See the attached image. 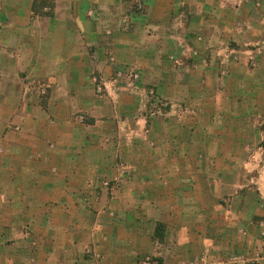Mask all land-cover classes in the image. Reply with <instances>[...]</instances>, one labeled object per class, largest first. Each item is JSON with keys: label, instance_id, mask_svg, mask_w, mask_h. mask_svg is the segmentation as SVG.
I'll list each match as a JSON object with an SVG mask.
<instances>
[{"label": "crops", "instance_id": "0c3cea01", "mask_svg": "<svg viewBox=\"0 0 264 264\" xmlns=\"http://www.w3.org/2000/svg\"><path fill=\"white\" fill-rule=\"evenodd\" d=\"M151 11L150 9V16ZM241 13H245L243 9ZM30 14L28 11L27 18L32 19ZM54 15L49 18L50 22ZM37 16L33 20H37ZM29 19L27 26L34 24ZM236 23L241 26L243 21L222 18L225 33L221 40H217L218 53H221L219 56L214 53V49L197 48L198 41L205 42L208 39L207 34L202 31H196L193 35L186 32L183 35V41L190 51L188 56H182L178 52L170 55L161 51L153 55L143 48L151 47L152 43L151 36L148 35L151 26L148 21L137 25L140 31L135 36L129 35L130 41L127 44L116 41L115 46L110 44L113 51L109 47L111 57L108 62L111 65L115 63V83L120 82L118 67H127L130 74L133 73L131 75L139 81L136 85L135 81L129 79V86H115V111L118 110L120 116L129 114L132 117L126 123L115 122V133L118 134L121 129L127 135V150L124 155L121 149L119 152L131 165H117L115 173L118 170L119 175L127 177L121 184L115 183V199H108L102 208L93 196L87 194L83 198L86 187L91 190L95 182L91 181L89 184L86 180L72 177L84 176V169L66 168L69 165L65 153L68 145L64 142L71 141L66 133L61 134L59 140L62 143L54 148L48 146V140H38V136H31L33 148L24 156L14 150L0 152V158L4 160L0 166V264H17L18 256L27 257L22 254L26 249L30 251L32 264H135L139 254L165 255L169 236L175 241L173 254H176V258L187 247L189 238L194 245L196 240L198 246L202 244L203 235L194 226L192 228L195 231L185 232L184 225H194L196 222L214 223L213 218H208L214 215V209L219 203L214 201L216 189H230L236 185L241 189L243 183L238 176L249 171L246 166L244 169H237L233 164L243 159L246 144L250 141L247 123L243 125L240 121L228 119L229 110L239 103L237 100L233 101V95L238 92L240 101H243L242 96L256 97V108L255 104L251 103L250 106L264 112V71L260 79L263 85L251 88L255 73L261 68L264 70V52L256 49L257 53H254L253 37L248 38V43L253 47L244 46L235 35L231 39ZM11 24L12 28L16 27L15 23ZM55 24L52 22V25ZM57 28L59 26L55 25V29ZM60 28L66 30L65 26ZM262 28L261 37L258 38L264 42V27ZM0 30L5 31L3 27ZM51 30H48L45 38L35 36L30 44L23 47L35 53L34 61L43 64V68L49 63L53 64L56 72L51 76L47 72V78H51V82H55V86L60 87L63 92L70 94L71 90L80 88L82 81L85 84L97 76H91L83 70L87 63L84 61L86 57L72 49L73 42L66 36L55 39ZM140 32H143L142 38ZM4 43L6 41H2L3 45ZM166 44H171V41H166ZM159 47H163L162 42ZM245 50L254 53L251 54V62L243 57ZM7 62L11 60L0 54V64ZM73 63H79V68L83 71L72 70ZM107 64L99 62L98 76L105 81L106 77L111 78L113 74L112 69V74L109 71L110 75L107 76V70H104L109 67ZM181 74L185 79L181 78ZM236 80L243 82V87H238V90L234 88ZM148 86L154 90L156 97L169 103L160 124L164 126L166 134L170 131L172 134L166 136L162 144L159 145L158 142L159 147H149L153 131L149 132L148 120L139 112L142 106L138 96ZM123 97L127 104H124ZM66 102L60 99L50 101L46 109H70ZM94 105L91 98L83 99L82 102H77L76 108L87 110ZM173 110L175 114L172 116L170 112ZM67 123L71 122L64 119L62 125ZM93 124L92 126L100 128L106 125L99 120H95ZM210 126L212 132L208 134L206 130ZM140 129L145 138L138 136ZM116 140L115 137V144L119 143ZM91 145L87 141L86 146ZM59 148L62 149L56 152ZM75 156L80 158L77 153ZM16 157H22L24 165L19 167L10 163V159ZM59 158L66 164L65 167L60 168ZM34 159L36 161L33 162ZM30 162L33 163L32 167L29 166ZM111 165L108 170L113 175ZM94 171L93 168L89 174ZM226 174L229 177H220ZM254 179L255 195L257 199L264 201V171H257ZM241 202L238 199L236 206H246L241 205ZM228 206L231 207L230 204ZM87 212H94V228L89 225L92 220L87 219ZM232 217L239 218L238 222H242L241 209L233 213ZM145 223L158 224L161 228L163 226L165 234L162 240L146 230ZM169 229L172 230L171 235ZM157 242L158 245L155 244ZM209 244L207 247H211ZM89 250L92 252L87 254ZM164 258L165 264L174 263L175 259L167 256Z\"/></svg>", "mask_w": 264, "mask_h": 264}, {"label": "rangeland", "instance_id": "374dc122", "mask_svg": "<svg viewBox=\"0 0 264 264\" xmlns=\"http://www.w3.org/2000/svg\"><path fill=\"white\" fill-rule=\"evenodd\" d=\"M150 9L152 10L151 16L149 15ZM242 9L244 14L241 13ZM28 11L31 12L29 17L32 19L27 18ZM53 14L55 15L50 22L49 18ZM36 15L39 18L33 20ZM223 17L233 21H243L241 26L238 23L235 24L233 33L230 34L231 39L235 35L240 43H244V46L253 47L254 45L248 43L250 42L248 38L253 37L254 53H257L256 49L264 52V42L259 40L260 30L264 27V0H0V29L2 27L5 29L4 32L0 30V54L4 55L7 60L8 58L11 60V62L0 64V152L14 150L24 156L33 148L34 142L32 143L31 136H38V140H48V146L54 148L62 143L59 140L61 134L66 133L71 140L64 142L68 145L65 153H67L69 165L65 164L66 168L84 169V176L74 175L72 177L86 180L89 184L91 181L95 182L91 190L86 187L83 198L85 199L87 194L93 196L95 202L102 208L108 199H115V183L121 184L127 177L119 175L118 170L115 173V168L131 165V162L129 163L126 158L122 157L127 150V135L121 129L118 134L115 133V122L124 121L126 123L132 117L129 114L120 116L118 110L115 111V86L127 87L130 83L129 79H132V82L135 81L136 85L139 81L131 75L133 73L130 74L127 67H118L117 75L120 77V82L115 83V63L111 65L108 62L111 57L109 55L110 44L115 46V41L127 44L130 41L129 35L135 36L140 31L137 25H143L144 21H148L151 24L148 35L151 36L152 43L151 47L144 46L143 48L153 55L161 51L170 55L178 52L182 53V56H188L190 51L183 41V35L186 32L193 35L196 31H202L207 34L208 39L205 42L198 41L197 48L214 49L216 51L214 53L219 56L221 53H218L219 42L217 40H221L225 33L222 26ZM27 19L34 24L27 26L29 25ZM52 22L56 23L55 25L59 28L55 29ZM11 23H15L16 27L12 28ZM60 26H65L66 30H62ZM50 29L55 39L62 36L69 38L73 42L72 49L86 57L84 61L87 63L83 70L89 72L91 76H97L86 81L85 84L82 81L80 88L71 90L70 94L63 92L60 87L55 86V82H51V78H47V72L50 76L56 72L53 64L49 63L43 68V64H37L34 61L35 53L23 47L25 44H30L35 36L45 38ZM140 33V38H142L143 32ZM168 40L171 41L169 45L166 44ZM2 41L6 43L3 45ZM160 42L163 43L161 49ZM254 53L245 50L243 57L251 62V54ZM97 61L103 65L109 63L107 64L109 67H105L104 70H107L108 76L109 71L112 74L113 69L111 78L106 77V81L100 79L98 76L100 67ZM73 64L72 70L83 71L79 68V63ZM262 71L264 70L261 68L255 73L251 88L256 89L263 85V82L260 83ZM181 78L185 79L183 74ZM186 84L185 80L184 85ZM238 87H243V82L236 80L234 88ZM155 95L154 90L148 86L138 96L142 106L139 112L148 120L149 132L153 131L150 134L151 142L147 143L149 147H154L153 145L159 147L160 143L162 144L167 138L166 136L172 134V131L166 134L164 126L160 124L167 113L169 103ZM248 97L242 96L243 101H240L241 96L238 92L235 93L233 101L237 100L239 103L234 104L228 114L229 120L240 121L243 125L245 123L248 125L250 141L246 144V154L243 159L233 163L237 169L240 167L244 169L246 166L249 170L247 174L243 172L238 176L240 182L243 183L242 188L236 185L231 186L230 189L222 187L216 189L214 201L219 203L214 209V215L208 218L209 220L213 218L214 223L196 222L194 225H184L185 232L189 233L190 230H194L192 228L194 226L203 235L201 239L203 242L200 246L197 245V240L194 245L189 238L187 247L183 252H179V257L176 258V254H173L175 241L169 236V241L165 245V255L139 254L135 264H165L163 260L166 256L169 259H175L173 264H264V201L257 199L254 188V177L257 171H264V112L252 109L256 108V97L251 95ZM90 98L95 102L91 109L76 108L79 100L82 102L83 99ZM56 99L66 100V106L70 109H46L50 105L49 102ZM123 99L124 104H127L124 97ZM145 100H147L146 105ZM251 103L255 106H250ZM170 113L172 116L175 114L174 110ZM137 114L138 112L134 116ZM64 119L71 123L62 125ZM95 120L104 121L106 125L101 128L94 127L92 125ZM206 132L211 134V126ZM138 133V136L145 138L141 129ZM115 137L119 142L117 144H115ZM6 141L13 143L8 144ZM87 141L92 143V147L86 146ZM61 149H56V152ZM120 149L123 155L120 154ZM76 153L80 158L75 156ZM2 161L4 160L0 158V166H2ZM24 161L22 157L10 159V163L13 162L19 167L24 165ZM58 161L60 168L65 167L61 158ZM109 165L113 166V175L108 170ZM29 166L32 167L33 163L30 162ZM93 168L94 173L89 174ZM220 177L227 178L229 175ZM233 177L236 178V176ZM238 199L242 201L241 205L246 206L240 208L236 206ZM229 204L231 207L228 206ZM238 208L242 211V218H240L242 222L240 223L239 218L232 217L233 213L238 212ZM234 209L238 210L230 211ZM113 211L115 215V209ZM86 217L92 220L89 225L91 224L94 228L96 226L94 212H87ZM154 225V223H145L144 228L158 240H162L165 228L163 226L161 228L158 224ZM170 232L172 230L169 229V235H171ZM158 243L155 244L158 245ZM207 244L211 247H207ZM91 252L89 250L86 253ZM22 254L27 257L18 256L17 264H32L29 249Z\"/></svg>", "mask_w": 264, "mask_h": 264}, {"label": "trees", "instance_id": "16d2710c", "mask_svg": "<svg viewBox=\"0 0 264 264\" xmlns=\"http://www.w3.org/2000/svg\"><path fill=\"white\" fill-rule=\"evenodd\" d=\"M33 7V6H32Z\"/></svg>", "mask_w": 264, "mask_h": 264}]
</instances>
